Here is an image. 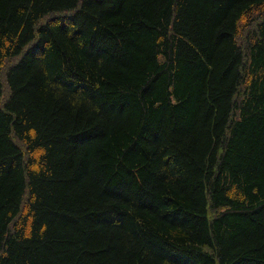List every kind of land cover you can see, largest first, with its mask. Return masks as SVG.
<instances>
[{
	"label": "trees",
	"instance_id": "16d2710c",
	"mask_svg": "<svg viewBox=\"0 0 264 264\" xmlns=\"http://www.w3.org/2000/svg\"><path fill=\"white\" fill-rule=\"evenodd\" d=\"M0 264H264V0H0Z\"/></svg>",
	"mask_w": 264,
	"mask_h": 264
}]
</instances>
